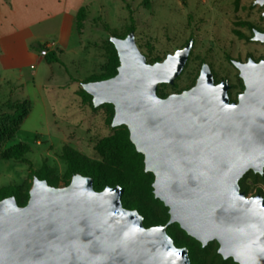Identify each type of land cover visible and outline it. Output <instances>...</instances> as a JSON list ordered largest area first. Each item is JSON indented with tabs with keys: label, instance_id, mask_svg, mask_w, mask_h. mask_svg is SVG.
Here are the masks:
<instances>
[{
	"label": "water",
	"instance_id": "1",
	"mask_svg": "<svg viewBox=\"0 0 264 264\" xmlns=\"http://www.w3.org/2000/svg\"><path fill=\"white\" fill-rule=\"evenodd\" d=\"M109 39L117 72L81 86L93 106L113 105L112 127H127L167 223L145 226L122 205L120 185L95 190L90 176L76 173L52 186L34 175L24 205L0 200V264H190L188 249L166 231L174 222L202 246L215 240L224 259L264 264V196H247L238 183L264 169V58L232 59L243 83L234 101L227 79L215 82L206 62L192 86L161 97L157 85L174 83L193 38L153 63L133 30ZM252 39L264 43V31L254 28Z\"/></svg>",
	"mask_w": 264,
	"mask_h": 264
},
{
	"label": "rangeland",
	"instance_id": "2",
	"mask_svg": "<svg viewBox=\"0 0 264 264\" xmlns=\"http://www.w3.org/2000/svg\"><path fill=\"white\" fill-rule=\"evenodd\" d=\"M85 6L87 16L81 32L71 36L67 49H52L60 62H21L27 81L33 79L31 71L36 70L35 89L25 83L18 86L14 77L0 82V125L9 127L0 135V152L18 143L30 146L24 159L0 158V187L31 182L30 169H38L43 162L61 176L66 169L65 160L60 158L64 146L90 159L107 158L106 151L96 149L102 138L113 133L107 108L83 103L79 91L87 78L102 73L108 61L110 35L122 37L133 27L136 45L150 63L193 38L189 58L174 83L157 85L156 90L167 95L192 86L201 64L206 62L215 82L227 79L229 99L236 100L243 83L231 60L264 58V43L252 39L254 28L264 31V5L254 0H88ZM44 37L45 41L55 40L49 30ZM35 90L43 103L31 108L26 93L33 96ZM16 100H28L32 112L29 110L23 122L12 127V110L3 102ZM257 188L264 193V180L254 182L250 195H255ZM147 202L154 213L163 212V204L151 199ZM217 246L213 240L204 250H198L202 264H232L222 258Z\"/></svg>",
	"mask_w": 264,
	"mask_h": 264
},
{
	"label": "trees",
	"instance_id": "3",
	"mask_svg": "<svg viewBox=\"0 0 264 264\" xmlns=\"http://www.w3.org/2000/svg\"><path fill=\"white\" fill-rule=\"evenodd\" d=\"M86 9L87 6L83 5L80 6L76 12V30L78 32H81L83 22L86 20ZM104 27L106 26L104 25ZM130 30H133V27H130L122 37H124ZM107 43L108 61L103 65L102 73L87 78L85 81L109 78L117 72L119 59L116 49L109 38ZM31 46L35 50L42 53L46 62H60L56 52L53 50H46L43 44L37 42ZM160 60H162V58L155 57L152 59V62ZM156 91L161 97L167 95L159 89ZM79 96L83 103L93 105L91 95L88 94L82 87L79 91ZM3 105L12 110L9 117L12 127L19 126L30 110V102L28 100L5 101L3 102ZM101 105L107 108L109 113V123L111 124L114 112L113 105L111 103H103ZM8 130L9 127L5 124L0 125V135L7 133ZM112 130L113 133L111 135L102 138L96 144V149L100 153H104L105 151L107 152V158L104 161L90 159L81 154L75 148L71 146H64L62 148L60 158L65 160L66 169L61 176L55 172L54 167L48 165L46 162H43L38 169H30L31 182H24L19 185L10 184L1 186L0 200L8 196H14L19 205H24L28 200L29 188L34 175L40 179H45L47 183L52 186H59L60 183H62L61 185L63 186L69 183L72 175L79 173L92 178L95 190H102L106 186H122V205L129 209H136L142 215L143 224L145 226L166 224L169 218L167 207L163 206L162 213H154L147 202V200L151 199L163 204L159 199L154 197L151 185L153 181V174L144 170L143 155L136 151L134 145L130 141L127 127L122 124L112 127ZM29 149L30 146L25 143L14 144L6 150L0 152V158L24 159V156ZM258 179L264 180V169L262 174L254 173L252 170H248L239 179L238 183L240 190L244 191L245 195H250L252 185ZM257 193L264 196V193L260 188H257L254 194ZM166 231L173 239L175 245L185 246L188 249L190 264H202L198 250H204V247L206 246H202L199 241L189 236L175 222L167 224ZM210 242H208V244ZM227 259L231 261L232 264H237L232 258L229 257Z\"/></svg>",
	"mask_w": 264,
	"mask_h": 264
},
{
	"label": "crops",
	"instance_id": "4",
	"mask_svg": "<svg viewBox=\"0 0 264 264\" xmlns=\"http://www.w3.org/2000/svg\"><path fill=\"white\" fill-rule=\"evenodd\" d=\"M86 2L88 0H0V82H9L14 77L18 86L25 83L35 89L36 70L31 71V81H27L21 71V62L36 60L39 65L45 61L41 52L32 48V43L42 44L46 40L45 30H49L58 47L67 49L71 36L77 32L76 12ZM35 91L33 96L26 93V98L32 101L31 108L43 103L38 90Z\"/></svg>",
	"mask_w": 264,
	"mask_h": 264
},
{
	"label": "built area",
	"instance_id": "5",
	"mask_svg": "<svg viewBox=\"0 0 264 264\" xmlns=\"http://www.w3.org/2000/svg\"><path fill=\"white\" fill-rule=\"evenodd\" d=\"M42 44L46 50H52L58 47V44L55 40L44 41Z\"/></svg>",
	"mask_w": 264,
	"mask_h": 264
},
{
	"label": "flooded vegetation",
	"instance_id": "6",
	"mask_svg": "<svg viewBox=\"0 0 264 264\" xmlns=\"http://www.w3.org/2000/svg\"><path fill=\"white\" fill-rule=\"evenodd\" d=\"M232 61V60H231ZM219 82V81H218ZM237 98V97H236ZM230 101H234V100H230Z\"/></svg>",
	"mask_w": 264,
	"mask_h": 264
}]
</instances>
